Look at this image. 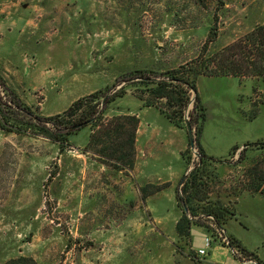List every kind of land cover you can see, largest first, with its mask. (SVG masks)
Segmentation results:
<instances>
[{"label":"rangeland","instance_id":"obj_1","mask_svg":"<svg viewBox=\"0 0 264 264\" xmlns=\"http://www.w3.org/2000/svg\"><path fill=\"white\" fill-rule=\"evenodd\" d=\"M262 23L264 0H0V73L34 114L54 115L81 96L109 86L111 95L124 85L126 94L105 116L139 119L134 165L119 168L88 147L89 126L61 151L42 134L15 131V113L7 112L10 123L0 124V264L20 257L32 264H255L203 222H192L189 238L178 234L177 193L198 162L196 138L192 148L186 122L178 126L145 106L136 85H113L136 69L205 59ZM197 91L208 155L224 160L239 146L235 161L244 145L264 142V80L202 75ZM0 99L9 103L1 86ZM246 155L237 167L217 164L208 196L234 209L224 233L264 262V196L232 192L259 152ZM206 237L211 245L199 255Z\"/></svg>","mask_w":264,"mask_h":264},{"label":"trees","instance_id":"obj_2","mask_svg":"<svg viewBox=\"0 0 264 264\" xmlns=\"http://www.w3.org/2000/svg\"><path fill=\"white\" fill-rule=\"evenodd\" d=\"M210 33H214L212 29ZM202 75L264 80V23L257 24L251 31L221 50L209 54L205 59L199 55L185 64L165 71L136 69L121 75L113 85L117 86L123 81L136 85L142 90L138 97L145 106L158 108L166 118L178 126H184L186 110L194 98L188 116L195 129L199 158L195 166L183 175L181 188L177 193L178 204L183 213L177 222L176 229L180 236L188 238L194 221L203 222L212 228L209 223H206V220L210 222L212 217L218 227L223 228V225L235 215L234 209H231L227 203L219 199L211 200L208 196L212 183L218 178L217 164L237 167L248 158L246 155L248 150L259 152V155L251 159L249 166L242 169L240 180L233 187L232 192L236 198L243 192L264 196V142L244 145L235 161H232L231 157L240 149L239 146H235L230 156L224 160L208 155L202 146L200 137L206 114L197 91V79ZM0 86L9 97V103L0 99L2 127L10 123L11 116H7V112H13L15 119L21 124L14 122L15 131L26 129L42 134L58 143L60 150L64 151L70 145V137L83 127L89 126L88 147L94 148L98 155L105 156L106 160H102L103 163L115 160L117 163L114 165H119L117 166L119 168L133 167L138 117L133 114L112 115L110 118L105 116L107 106L126 94L124 85L111 95L107 94V91L112 88L109 86L81 96L63 112L46 117L34 114L29 106L23 104L6 86L1 73ZM78 125L80 126L77 127ZM228 238V245L234 249L237 248L245 260L264 264L257 254L247 251L239 240L231 236ZM11 262L32 264L34 260L20 257Z\"/></svg>","mask_w":264,"mask_h":264},{"label":"built area","instance_id":"obj_3","mask_svg":"<svg viewBox=\"0 0 264 264\" xmlns=\"http://www.w3.org/2000/svg\"><path fill=\"white\" fill-rule=\"evenodd\" d=\"M210 223L209 225L212 227V229H215L217 235L219 237H221L223 239V242H225L226 244H229V238H228V235L224 233V229L223 228H219L218 225L214 222L213 218L210 217ZM206 244H205V247L206 248H200L198 250V254L199 255H204L206 253V249L210 247L211 245V239L209 237H206V240H205Z\"/></svg>","mask_w":264,"mask_h":264},{"label":"water","instance_id":"obj_4","mask_svg":"<svg viewBox=\"0 0 264 264\" xmlns=\"http://www.w3.org/2000/svg\"><path fill=\"white\" fill-rule=\"evenodd\" d=\"M193 100L194 98L191 100V103L190 105L188 106L187 110H186V127H187V131H188V136H189V141H190V144L192 146V148L195 147V138H196V133L194 131V128L192 126V124L190 123L189 121V117H188V113H189V108L190 106L192 105L193 103ZM80 125H78L77 127H79ZM245 146L242 147V149L244 148ZM250 262H252L253 260H249ZM255 264H259L258 262L256 261H253Z\"/></svg>","mask_w":264,"mask_h":264}]
</instances>
